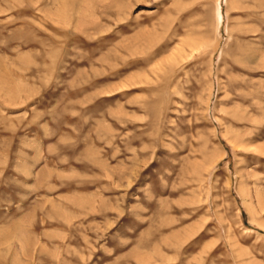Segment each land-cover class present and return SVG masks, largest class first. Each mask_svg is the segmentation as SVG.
Wrapping results in <instances>:
<instances>
[{
    "label": "rangeland",
    "instance_id": "1",
    "mask_svg": "<svg viewBox=\"0 0 264 264\" xmlns=\"http://www.w3.org/2000/svg\"><path fill=\"white\" fill-rule=\"evenodd\" d=\"M0 264H264V0H0Z\"/></svg>",
    "mask_w": 264,
    "mask_h": 264
},
{
    "label": "bare ground",
    "instance_id": "2",
    "mask_svg": "<svg viewBox=\"0 0 264 264\" xmlns=\"http://www.w3.org/2000/svg\"><path fill=\"white\" fill-rule=\"evenodd\" d=\"M243 60H245L246 61V59L245 58H242ZM250 60V59H249ZM240 61H242V60H240ZM248 61V60H247ZM263 205V204H262Z\"/></svg>",
    "mask_w": 264,
    "mask_h": 264
}]
</instances>
